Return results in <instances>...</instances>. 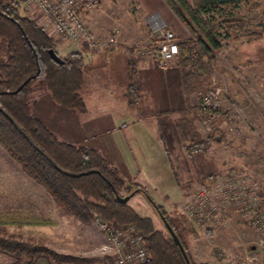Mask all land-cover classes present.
<instances>
[{
  "label": "trees",
  "instance_id": "trees-1",
  "mask_svg": "<svg viewBox=\"0 0 264 264\" xmlns=\"http://www.w3.org/2000/svg\"><path fill=\"white\" fill-rule=\"evenodd\" d=\"M189 36L176 39V65L184 95V109L175 122L185 155L205 152L213 141H224L218 130L202 137L194 125L196 106L187 96L202 95L214 70L215 54L227 41H251L261 37L264 23L248 28L244 18H217L213 12L226 5L251 0H162ZM18 0H0V42L5 57L0 62V149L22 173L39 186L63 213L87 224L98 216L132 225L144 235L149 260L144 264H185L168 233L153 227L149 217L140 216L132 207L114 196L141 194L172 228L184 248L190 264H207L190 259L180 238L185 223L182 216L170 217L139 184L124 181L97 149L58 140L53 132L33 114L29 97L35 83H42L51 102L65 109L81 112L84 102L79 93L83 82L82 54L68 52L58 64L50 59L48 49L55 46L34 19L18 13ZM194 38L196 51L190 46ZM264 87V82L262 83ZM220 110L215 122L222 118ZM215 137V138H214ZM229 146V142H225ZM123 192L121 195L120 193ZM128 198V199H129ZM155 213V211L153 210ZM156 215V214H155ZM47 217L0 213V254L11 259L8 264H34L44 258L47 264H87L94 257L70 255L55 251L42 243L21 239L7 233V227H53Z\"/></svg>",
  "mask_w": 264,
  "mask_h": 264
},
{
  "label": "rangeland",
  "instance_id": "rangeland-1",
  "mask_svg": "<svg viewBox=\"0 0 264 264\" xmlns=\"http://www.w3.org/2000/svg\"><path fill=\"white\" fill-rule=\"evenodd\" d=\"M145 7L151 8V10L157 13L165 24L171 23L173 29L166 27L172 31L174 30L173 33H181V28L174 19H171L173 15L168 9L166 12L169 15H163L159 12L160 10L154 2L147 3ZM18 13L20 15L24 14L31 19L34 18L33 14L22 10L21 4ZM88 14L92 17L90 23L89 20L85 19L88 29L90 27L89 32L99 37L109 35L112 28L117 27L115 24L118 22L116 21L127 26L130 24L137 27L140 26L139 28L142 32L143 27L139 24H141V22L143 24L146 22L144 18L145 14L141 17L138 15L136 4L132 0H100L96 8L88 10ZM212 17L214 19L227 17L244 18L246 26L251 28L257 23H264V0H251L247 3H241L235 6L226 5L213 12ZM188 36L189 34L185 33L182 38ZM52 39L55 42L54 51L60 57L74 50L82 51L84 56L82 59L85 63L82 66L83 82L79 93L87 102V96L84 95L88 92L95 91L96 89H92L90 84L96 83V85L101 86L97 89L100 91L99 93L101 94L102 91L103 95L107 96L108 99L104 103V106L107 108V112H111V108L115 104L114 102L119 103L121 100L117 101V97L122 98V96L120 93L115 92V88L119 85L114 84L110 86V88H105V83L109 81L108 79H111L110 74H108L110 65L105 61V57L109 52L117 53L116 55H118V52L123 51V47L119 43V40L114 36L115 44L105 49L91 51L84 46H79L68 40H62L57 37H52ZM190 41L191 48L193 51H196V43L193 42L192 39H190ZM126 42L127 46H125L129 47L132 41ZM137 42L138 40L133 41L131 48L135 46ZM244 42L245 41L233 42L228 40L227 47L221 48L215 54L213 62L214 70L207 82V88L210 85H224L225 92L222 97L220 108L223 112L221 120L218 123L214 122L213 124H208V127L201 124L197 119H195L196 122H194L196 129L202 137L208 134L217 136L218 133H214V130H218L224 135V141L219 143L215 139V141L210 143L212 147L202 152L204 155H202V153H195L199 158L198 161L203 159L202 156H210L211 152H216L218 159L223 161V167L219 170L220 172L208 175L212 176V178L202 182L200 186H213L217 183L216 181L220 177V174L226 170L237 171L242 168H244L245 173L255 178L253 181L256 182L258 179L264 180V104L259 109L256 117L250 119L248 118L250 112L249 114L246 112V103H244L249 102L252 98V93L264 94V87L262 86L264 82V63L250 64V62L243 59L244 54L249 50L248 47L243 44ZM60 48H64V51H61ZM110 49L113 50L108 51ZM94 54H101L100 59L94 60V62L91 63L89 56ZM4 57L5 51L0 42V62L4 60ZM121 74L122 72L120 71V73L118 72L115 74V77L120 80L122 78ZM106 90H111V92L106 93ZM140 93L137 102L135 99L129 98V101L132 103L124 102L126 97L124 98L123 96V102L128 111L133 110L135 113L139 110L140 114L148 115L153 109H159V107L160 109H166V106H163V99L159 95L158 89L154 84H146V91H141ZM190 102L194 105L197 104V93H191ZM49 103L51 104V101L43 84L39 82L35 83L29 97L30 111L42 120L58 140L71 143L72 138L66 126L58 124L56 121L57 119H61L66 122L68 118L67 112L59 111L61 109L52 111L48 105ZM54 106H56L55 108L59 107L56 104H54ZM168 107L169 106H167V108ZM93 109L91 111H93ZM115 109H117V106ZM118 109L123 111L124 107L118 105ZM70 111L78 115L80 114L78 111ZM252 111H254V109ZM113 117L114 115L110 113L112 121ZM144 124L149 125L148 127L152 128L154 131L157 129L155 122L151 123L146 118L145 121L129 123V125L133 126L135 129L145 127ZM143 130L145 131V128ZM126 134L127 132L122 133L121 131L100 133L91 139L97 140L98 142L111 141L117 144H123L126 147L125 141L129 140L130 144L139 147V143H136V141H140L141 135L136 136L134 141H132L130 136ZM142 134L145 135V132H142ZM225 142H230L231 144V149L228 151ZM145 151L148 153L150 150L146 149ZM227 152H229V157L235 162L232 166H224L225 160L227 159ZM221 153L225 154L222 155ZM114 165L115 164H113V166ZM114 167L117 169L116 165ZM117 171H121V169L118 168ZM120 177L122 178V176ZM155 183L154 181L148 180L147 182H142V185L145 186L147 193L157 204H160V196L162 195L166 194L171 199L173 197V205L166 210V212L170 217L179 215L185 218V223L182 224V229L179 232L180 238L192 261L205 262L207 264H264V242L261 231L244 220L235 205L230 204L220 207L217 212L195 223L182 213L181 205L185 200L184 198L194 192L196 188L194 187L189 193H183V196L180 198L177 191L180 192L185 187L186 182L178 185L179 190L177 189L176 181L172 177L170 181L165 184ZM153 187L155 189H153ZM120 194L122 195L123 192ZM261 195L264 196V194ZM127 204L132 207L138 215L149 217L155 229L163 233L165 232L161 222L141 194H134L127 200ZM2 212L9 214L39 215L55 220L56 225L51 228H6L7 233H13L21 239H30L34 242L42 243L44 246L55 251L57 247L63 246L61 244L66 245L68 243L64 240L67 234L81 233V229L79 228H84L82 225L83 223H80L75 217L63 213L49 196L25 176L19 167L0 149V213ZM95 217L96 216H93V220L90 223L93 228L99 231L94 222ZM2 258L4 262H11V259L5 255H2Z\"/></svg>",
  "mask_w": 264,
  "mask_h": 264
},
{
  "label": "crops",
  "instance_id": "crops-1",
  "mask_svg": "<svg viewBox=\"0 0 264 264\" xmlns=\"http://www.w3.org/2000/svg\"><path fill=\"white\" fill-rule=\"evenodd\" d=\"M132 1L136 4L138 15L141 17L145 14L144 18L146 22L144 24L142 22L139 24L142 25L143 32L140 30V26L137 27L131 24L127 26L116 21L118 22L115 24L118 31L115 34V37L122 45L123 51L118 52V55H116L117 53L109 52L105 57V61L110 65L108 74L111 76V79H108L109 81L105 83V88H110V86H113L114 84L119 85L115 88V92L120 93L122 96V98L117 97V101L121 99L119 103L114 102L115 104L112 106L111 112H107V108L104 106V103L108 99L107 96H104L102 91L100 94V91L97 90L101 86L92 83L90 86L92 89L94 88L96 90L84 95L87 96L88 101L86 102L84 97L82 98L84 102V110L81 111L79 115L70 111V109L66 110L64 108V110L59 107L55 108L56 106H54L52 102L48 105L52 111H55V109H61L59 111L67 112L68 118L66 122L61 119H57L56 121L58 124L66 126V129L72 138L71 143L82 144L97 149L110 165L113 166V164H115L117 169H121V171L117 172H119L124 181L137 183L145 189L142 182L151 180L152 182L154 181L159 184H165L169 182L172 177L176 181L177 189L180 183L186 182L185 187L180 192L177 191L178 196L181 198L183 193H189L194 187L197 188L202 182L212 178V176L208 175L220 172L219 170L223 167V161L218 159L216 152H211L210 156H202L203 159L200 161H198L199 158L196 156L197 154L192 153L188 156L183 152L182 142L175 126V122L179 117V112L184 109V95L180 86L179 70L176 66V62H171L165 69H160L149 56L137 58L132 54L131 50L133 41L142 38H157V34L152 31L149 15H154L157 20L164 24L165 27L167 26L173 29L171 23L165 24V22L159 18L157 13L151 10V8L145 7L146 4L154 2L160 10L159 12L163 15H169L166 12L169 9L162 0ZM169 12L171 11L169 10ZM82 16L84 19L89 20V23L92 20V17L88 14V10L83 12ZM171 19H174L177 25L181 28V33L174 32V35L176 37H184L185 33L188 32L181 26V23L174 15ZM126 41H132L129 47H126ZM243 44L249 49L243 56L245 61L250 62V64L264 63V32L260 38L245 41ZM60 50L64 51V48H60ZM112 50L113 49H110L108 51ZM100 55H90L91 63L94 62V60H99ZM82 58H84L83 54ZM84 63L85 62L82 59V66ZM120 71L122 72V78L119 80V78L115 77V74L118 72L120 73ZM149 83H152L157 87L159 95L164 102L163 106H166V109H160L159 107V109H153L148 115L140 114L139 110L135 113L133 110L128 111V109L125 108L124 102L132 103L129 101V98H133L137 102L141 94L140 92H145L146 84ZM105 92L110 93L111 90H106ZM244 95L246 96L245 93ZM263 95V93H252V98L249 102H244L246 103V112H248V114L250 112L248 118L254 119V117H256L259 109L264 104ZM123 96L124 98L126 97L127 101H124ZM98 98H100L101 101ZM187 101L190 105H194L190 102L191 94L188 95ZM118 105L124 107L125 111H120ZM116 106L117 109H115ZM167 106L169 107L167 108ZM91 108H94L93 111H91ZM253 109L254 111H252ZM109 112L114 115L113 121L112 118H110ZM145 118L151 123L155 122L157 128L156 131L149 128V125L146 124H144L145 127L137 129L129 125V123L145 121ZM194 122H196V120H194ZM144 128L145 131L143 130ZM117 131H121L122 133L127 132L126 135L130 136L132 141H134L136 136L141 135L140 141H136V143H139V147L130 144L129 140L125 141L127 145L126 147L123 144H117L111 141L98 142L97 140L91 139L100 133L103 134ZM142 132H145V135H143ZM225 146L227 151L231 149L230 142L229 146ZM211 147L212 144H210L208 149ZM146 149H149L150 151L147 153L145 151ZM202 155L204 154L202 153ZM226 156L227 159L225 160L224 166L234 165L235 162L229 157V152H227ZM153 189L155 188L153 187ZM173 201V197L171 199L165 194L160 196L159 205L163 206L165 210H168L172 207ZM82 225L84 228H79L81 229V233L67 234L64 240L68 243L66 245L61 244L63 246L57 247L56 251L70 255L95 258L94 261L87 264H114L112 257L103 249L106 241L102 233L93 228L91 223ZM2 255L3 254H0V264H8L3 261ZM34 264H47V262L44 258L39 257Z\"/></svg>",
  "mask_w": 264,
  "mask_h": 264
},
{
  "label": "built area",
  "instance_id": "built-area-1",
  "mask_svg": "<svg viewBox=\"0 0 264 264\" xmlns=\"http://www.w3.org/2000/svg\"><path fill=\"white\" fill-rule=\"evenodd\" d=\"M100 0H19L22 10L34 15L36 24L49 36L84 46L91 51L105 49L115 44L117 27L105 37L94 36L89 32L82 13L94 9ZM152 31L156 39L142 38L131 48L137 57L149 56L155 65L165 69L175 62L177 55L176 37L154 15H149ZM193 42L194 38L190 37ZM223 84L210 85L198 96L196 106L197 120L208 127L219 116ZM255 178L241 170H226L213 186H198L184 198L182 213L198 223L217 212L220 207L235 205L240 215L249 224L261 231L264 242V180ZM255 182V183H254ZM98 230L105 238L103 249L114 264H144L149 260L144 243V235L132 225L120 224L115 220L94 218Z\"/></svg>",
  "mask_w": 264,
  "mask_h": 264
},
{
  "label": "water",
  "instance_id": "water-1",
  "mask_svg": "<svg viewBox=\"0 0 264 264\" xmlns=\"http://www.w3.org/2000/svg\"><path fill=\"white\" fill-rule=\"evenodd\" d=\"M47 54L49 55L50 59L53 60L54 62L61 64L62 63V59L61 57L53 50V49H48L47 50ZM129 196H131V194L126 195V196H118L115 195L114 198L115 200H117L120 203H125ZM153 210L155 211V214L157 216V218L159 219V221L161 222L163 228L166 230V232L168 233L170 239L172 240L173 244H175L180 252V254L183 257V260L185 262V264H190L188 257L184 251L183 246L181 245V243L179 242L177 236L175 235V233L173 232L172 228L170 227V225L167 223L166 219L164 218V216H162L158 211H156L155 208H153Z\"/></svg>",
  "mask_w": 264,
  "mask_h": 264
}]
</instances>
